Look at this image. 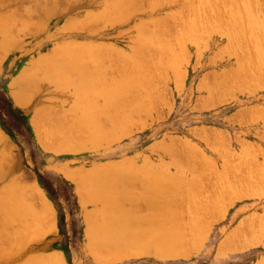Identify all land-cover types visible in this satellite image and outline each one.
<instances>
[{
	"label": "rangeland",
	"instance_id": "obj_1",
	"mask_svg": "<svg viewBox=\"0 0 264 264\" xmlns=\"http://www.w3.org/2000/svg\"><path fill=\"white\" fill-rule=\"evenodd\" d=\"M0 264H264V0H0Z\"/></svg>",
	"mask_w": 264,
	"mask_h": 264
},
{
	"label": "bare ground",
	"instance_id": "obj_2",
	"mask_svg": "<svg viewBox=\"0 0 264 264\" xmlns=\"http://www.w3.org/2000/svg\"><path fill=\"white\" fill-rule=\"evenodd\" d=\"M142 1V0H141ZM166 1V0H165ZM189 7V6H188ZM194 10V9H193ZM128 13V12H127ZM126 17V16H125ZM174 17V16H173ZM186 17V16H185ZM166 19V18H165ZM196 20V19H195ZM163 27V26H162ZM229 27V26H228ZM159 29V28H158ZM198 29V28H197ZM164 30V29H163ZM245 43V42H244ZM163 48V47H162ZM147 51V50H146ZM38 61V60H37ZM210 62V61H209ZM76 65V64H75ZM73 66V65H72ZM134 67V66H133ZM79 69V68H78ZM134 69V68H133ZM256 73V72H255ZM59 74V73H58ZM22 75V74H21ZM159 75V74H158ZM214 75V74H213ZM212 75V76H213ZM60 76V75H59ZM20 77V76H19ZM24 77V76H23ZM14 78V77H13ZM20 78H22V77H20ZM57 78V77H56ZM19 79V78H18ZM15 81H18L17 79H14ZM22 80V79H21ZM19 81H20V79H19ZM10 83H13V82H10ZM16 83H19V82H16ZM14 85H15V83H13ZM8 85H10V84H8ZM74 85V84H73ZM73 87H75V86H73ZM79 87H81V90H82V88H84L83 86H78L77 88H79ZM152 87V86H151ZM16 88L13 86V85H11L10 87H9V94H10V96L12 97V99H13V101L17 104V105H19V106H23L24 104H25V97L24 96H20V94L22 95V93H23V91L20 89V91L17 89V90H15ZM74 91V90H73ZM99 91V90H98ZM120 91V90H119ZM81 93V92H80ZM221 93V92H220ZM77 95V94H76ZM85 99V98H84ZM157 100V99H156ZM88 103H90V102H88ZM27 104V103H26ZM144 106V105H143ZM89 108V107H88ZM86 111V110H85ZM84 110H83V112H85ZM39 113H41V112H39ZM90 113V112H89ZM47 114V113H46ZM40 115V114H39ZM91 115V114H90ZM60 117V116H59ZM42 120V119H41ZM54 120V119H53ZM44 121V120H43ZM51 121H52V119H51ZM45 122H46V120H45ZM41 123V122H40ZM38 125H40V124H38ZM42 125V124H41ZM67 125V124H66ZM36 126V125H35ZM62 126V125H61ZM87 126V125H86ZM40 127V126H39ZM54 127V126H53ZM42 128V127H41ZM57 128H58V126H57ZM52 129V128H51ZM72 129V128H71ZM52 131V130H51ZM69 131V130H68ZM45 132V131H44ZM67 132V131H66ZM65 132V133H66ZM48 136H50V135H48ZM62 136V135H61ZM75 136V135H74ZM77 137V136H76ZM56 138H57V136H56ZM70 139V138H69ZM68 139V140H69ZM59 140V139H58ZM65 141V140H64ZM77 141V140H76ZM64 143V146L66 145V147H69V145L71 144H69V145H67L69 142H63ZM80 143V142H79ZM43 144V143H42ZM62 144V143H61ZM63 145V144H62ZM75 145V144H74ZM7 146V145H6ZM45 147H46V145H45ZM52 147H56L57 149H58V146H52ZM65 147V148H66ZM50 148V147H49ZM54 148H52V149H54ZM55 148V149H56ZM71 148V147H70ZM46 149H47V147H46ZM60 150V149H59ZM62 150V149H61ZM60 150V151H61ZM254 159V158H253ZM195 162V161H194ZM194 167V166H193ZM208 167V166H207ZM199 168V167H198ZM67 174V173H66ZM70 174V173H69ZM70 178H71V176H70ZM69 178V179H70ZM73 178V177H72ZM164 191V190H163ZM205 205V204H204ZM206 210V209H205ZM118 228V227H117ZM156 230V229H155ZM110 231V230H109ZM107 234H108V231H107ZM106 234V235H107ZM117 237V236H116ZM197 240V239H196ZM168 241V240H167ZM189 241V240H188ZM159 243V242H158ZM189 243V242H188ZM161 244V243H160ZM160 244H158V245H160ZM130 245V244H129ZM162 246V245H161ZM158 247V248H160V249H158L159 251L158 252H160L162 249V247ZM171 248V247H170ZM180 248V247H179ZM120 249V248H119ZM166 249V248H165ZM175 249V248H174ZM172 250V249H171ZM176 250V249H175ZM179 250V249H178ZM173 251V250H172ZM171 251V252H172ZM175 252V251H174ZM170 253V252H169ZM182 253V252H181ZM173 254V253H172ZM172 254H170V255H172ZM168 255V254H167Z\"/></svg>",
	"mask_w": 264,
	"mask_h": 264
}]
</instances>
